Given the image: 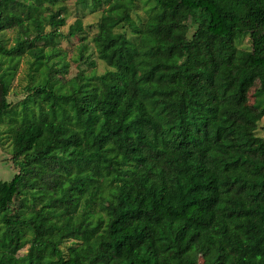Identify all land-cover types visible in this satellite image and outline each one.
I'll return each mask as SVG.
<instances>
[{
  "label": "trees",
  "instance_id": "16d2710c",
  "mask_svg": "<svg viewBox=\"0 0 264 264\" xmlns=\"http://www.w3.org/2000/svg\"><path fill=\"white\" fill-rule=\"evenodd\" d=\"M65 1L0 0V264H264V0Z\"/></svg>",
  "mask_w": 264,
  "mask_h": 264
},
{
  "label": "rangeland",
  "instance_id": "374dc122",
  "mask_svg": "<svg viewBox=\"0 0 264 264\" xmlns=\"http://www.w3.org/2000/svg\"><path fill=\"white\" fill-rule=\"evenodd\" d=\"M66 7L64 16L66 17V23L64 26L61 27V31L63 33H66L68 29V25L71 24L76 18H80L83 22L84 26V34L87 37V40L90 42V35L96 30V23L99 19V16L101 15V7H97L94 9H90L87 6L77 4L74 2V0H68L63 3ZM139 12H142L141 10H138ZM48 28V27H47ZM7 36H12V32L7 31ZM79 40V36L76 35L74 37L65 38L60 37L59 39V46L66 51V60L69 63V71L67 74V78L71 77L76 74V72L80 69L84 71H88L90 69H94L97 73H101L105 69L104 63L99 60L95 54L91 55L92 60H94L93 63H87V64H79L78 62H75L73 60L74 56H77V43ZM248 36H245L244 39V45H248ZM91 48V46H89ZM85 51L86 54L89 53L90 49ZM22 73L20 71L17 73L16 78L13 81V84L15 85L18 81H21ZM23 83L25 81L22 80ZM17 92H11L9 94V99L11 100H17L19 97H21L20 91H18V88H15ZM253 88L248 93V102L249 104L254 102V97L252 95ZM264 106V105H263ZM5 126H0V179L2 180H9L12 178L13 174L17 171V169L10 163V147H9V138L7 137V133L5 131ZM257 135L264 137V115L260 118L257 124Z\"/></svg>",
  "mask_w": 264,
  "mask_h": 264
}]
</instances>
